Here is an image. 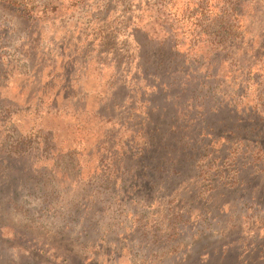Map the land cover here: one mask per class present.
<instances>
[{
    "label": "rangeland",
    "instance_id": "rangeland-1",
    "mask_svg": "<svg viewBox=\"0 0 264 264\" xmlns=\"http://www.w3.org/2000/svg\"><path fill=\"white\" fill-rule=\"evenodd\" d=\"M0 264H264V0H0Z\"/></svg>",
    "mask_w": 264,
    "mask_h": 264
}]
</instances>
